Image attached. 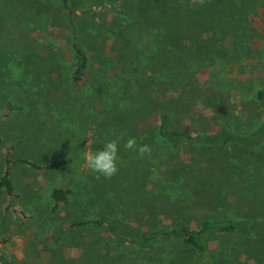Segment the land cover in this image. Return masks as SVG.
<instances>
[{
	"label": "rangeland",
	"instance_id": "1",
	"mask_svg": "<svg viewBox=\"0 0 264 264\" xmlns=\"http://www.w3.org/2000/svg\"><path fill=\"white\" fill-rule=\"evenodd\" d=\"M97 1L105 6L94 5L95 21L80 13ZM141 1L67 0L88 62L85 80L72 84V35L60 1L0 0V177L6 157L15 194L7 206L0 188V264H260L254 253L218 257L217 247L238 242L229 236L192 256L173 240L139 251L91 225L64 228L94 219L100 206L153 230L264 218V0H222L214 28L200 24L198 0ZM181 58L188 82L135 95V83L178 72ZM125 88L123 117L113 94ZM207 90L222 104L209 106ZM137 106L204 134L223 127L236 139L172 145L158 135L155 116L134 115ZM130 137L151 154L126 150ZM111 139L119 171L108 178L87 169L83 155ZM54 160L67 163L33 167ZM52 188L69 192L55 209ZM247 246L254 251V239Z\"/></svg>",
	"mask_w": 264,
	"mask_h": 264
},
{
	"label": "trees",
	"instance_id": "2",
	"mask_svg": "<svg viewBox=\"0 0 264 264\" xmlns=\"http://www.w3.org/2000/svg\"><path fill=\"white\" fill-rule=\"evenodd\" d=\"M62 8L66 11V15L68 18V25L71 29V49L74 55V64L70 71V82L72 84H77L81 81L85 80L86 71L88 68L87 58L82 49V46L76 36L73 21L71 18V10L68 8L67 0H59ZM151 0H143L141 3L146 4ZM172 2H177V0H171ZM179 1V0H178ZM199 2V0H198ZM95 7H103L105 3L103 1H97L95 4H92L89 8L85 10H81L80 13L88 16L91 20L95 21V16L93 15V10ZM200 5L199 13H200V24L206 25L204 27L210 26L214 28L219 25V22L222 17V9L224 8V2L222 0H204V2ZM206 29L205 31H211V28ZM186 32V30H185ZM186 41V40H184ZM184 59L181 58L177 70L178 72H170L166 74H162V76H157L153 78H147L139 85L136 83L135 86V95L140 93L143 90L149 89L150 86L154 87V89L162 92V93H170L174 91V86H170L169 82L179 83L180 85H184L188 82L189 76L191 77V73L189 69L181 68ZM184 64V63H183ZM174 70V68L172 69ZM145 86V87H144ZM128 88H125L119 92L113 94V97L116 100L121 101L122 108H120L124 112L125 117L127 113V109L130 105H127L129 101ZM208 97L206 98V102L209 106L215 104H222V99L220 98V94L207 90ZM141 97V93L140 96ZM120 105V106H121ZM139 108L130 109L134 115H140L142 113L147 114L149 117L155 116L157 125L156 130L160 137L165 139L167 142L172 145H177L178 143H199V144H216L222 143L225 144L229 141L235 140L236 136L225 130V128L220 127L213 134H204L199 130L190 129L183 125L180 121L175 120L174 122L170 120L165 112L162 111H152L150 114L148 112L149 108H144V106H137ZM116 110H119V107H116ZM146 111V112H145ZM149 113V114H148ZM179 115H184L181 111ZM264 131V128H262ZM18 162L26 163L24 160H18ZM5 168L0 177V188L4 191L9 206L10 201L15 197L13 192V186L8 177V164L9 161L5 157L4 160ZM67 161L65 160H54L44 166H35V169L42 170H57L60 169L63 165H65ZM68 190H64L62 188H52L50 191V198L53 201V209L56 206L63 205L66 202V195H68ZM92 226V228L103 229L109 236L110 241L116 244H128L133 246L135 249L139 251H143L145 249L150 248L155 243L164 242L167 240H173L178 242L179 246L182 247L183 252L192 255L195 253L205 254L210 253L211 248L210 245L217 241L218 238H224L229 236L230 238H235L238 242L236 245H226L219 246L218 249V257H222L223 255L230 252H243L246 255H251L254 253V261H260V264H264V218H254L251 220H226V219H214L210 221H200L195 226H169L165 227L162 230H153L149 228L139 227L133 223L125 222L123 220H119L116 217H113L107 213L103 206L98 208V212L94 219L86 220V221H78L71 222L66 227V230L77 228V227H85ZM254 239V251L247 244ZM239 243V244H238ZM238 244V245H237ZM245 244V246H242ZM213 258V255H212ZM209 264V263H208Z\"/></svg>",
	"mask_w": 264,
	"mask_h": 264
},
{
	"label": "clouds",
	"instance_id": "3",
	"mask_svg": "<svg viewBox=\"0 0 264 264\" xmlns=\"http://www.w3.org/2000/svg\"><path fill=\"white\" fill-rule=\"evenodd\" d=\"M193 2L195 3L196 0H193ZM199 2L202 4L204 0H199ZM123 147L126 150L135 151L139 158L150 155L152 151L149 145L138 144L135 137L128 138ZM118 150V139L108 140L94 152L89 151L83 155L84 165L93 173L110 178L119 171Z\"/></svg>",
	"mask_w": 264,
	"mask_h": 264
}]
</instances>
